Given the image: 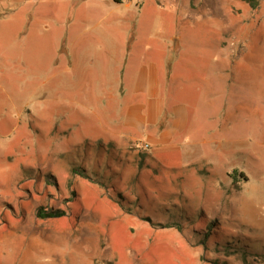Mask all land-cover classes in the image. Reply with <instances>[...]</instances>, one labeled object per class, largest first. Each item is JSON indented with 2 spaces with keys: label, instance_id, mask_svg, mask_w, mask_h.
Returning <instances> with one entry per match:
<instances>
[{
  "label": "rangeland",
  "instance_id": "1",
  "mask_svg": "<svg viewBox=\"0 0 264 264\" xmlns=\"http://www.w3.org/2000/svg\"><path fill=\"white\" fill-rule=\"evenodd\" d=\"M125 1L0 0V264H91L72 242L60 243L69 231L79 248L86 243L95 255L106 249L95 233L112 200L85 174L130 205L187 217V234L203 239L212 222L207 246L189 241L202 264H264V0L254 9L241 0H178L189 3L207 37L175 40L176 56L190 60L200 44L212 86L167 97L185 102L189 126L175 149L156 156L142 142L107 151L96 113L119 112L102 84L108 73H119V83L132 79L126 68L145 57L131 47L132 28L174 29L186 16L172 0ZM168 31L150 40L148 58L154 46L159 55L172 44L167 35H177ZM218 57L238 59L248 66L239 72L253 78L231 79L230 64ZM38 207L66 215L37 217ZM158 237L165 245L142 253L140 264H173L170 235Z\"/></svg>",
  "mask_w": 264,
  "mask_h": 264
},
{
  "label": "crops",
  "instance_id": "2",
  "mask_svg": "<svg viewBox=\"0 0 264 264\" xmlns=\"http://www.w3.org/2000/svg\"><path fill=\"white\" fill-rule=\"evenodd\" d=\"M125 2V0H121L116 4ZM172 2H175L176 6L180 7L186 16L185 19L179 21L181 27L173 29V27H165L166 24L162 23V27L132 28L131 32L134 33V39L131 42V47L141 54L146 52L145 57L141 55L138 62L131 61L128 68H126V72L131 71L132 79L119 83V77L116 76L121 75L119 73L115 75L114 72L112 75L108 73L102 84L104 96L110 97L107 95L111 94L113 97H117L116 112H119V115L115 118L106 115V110L103 111L101 116L96 113L97 126L100 134L104 137V143L116 145L142 142L149 145L150 151L154 155H157L160 151L175 149L181 143L178 142V138L184 137L188 129L189 112L185 107V102L173 104L171 98L167 97L177 94L188 96V91L190 94L201 95L205 85L212 86L209 81L211 79L204 72L208 63L206 59H201L200 44L199 46L197 43L193 44L198 47V51L190 57V60L176 56L179 44L175 40L181 42L187 39L188 41L199 42L202 38L206 39L207 34L201 29L205 26L199 24V19L191 20L189 3L184 5L183 2L178 0H172ZM259 19L261 20V18ZM216 21L215 18L214 26L220 27ZM247 26L246 22L244 27ZM261 26H264V24H261ZM165 29L170 30L168 33L175 31L177 36L174 38L173 33L167 35V39L170 38L172 44L162 45L163 51L159 55L153 51V48L157 49V46H152V52H150L152 57L148 58V50H151L150 43L152 40L164 37ZM139 31L145 35L139 37ZM219 32L220 29H218ZM137 38L139 40L136 41ZM218 47L222 49L221 45ZM129 57L134 58L132 55H129ZM218 58L219 63L230 64L231 79L242 83L244 80L248 81L253 78L247 73L242 75L239 72V69L245 67V64L240 65L238 59L232 64V62ZM222 68L219 64L218 69L220 72ZM189 143H193V141H189ZM108 205L110 213L107 216L109 217L101 220L99 225L101 231L95 233L97 237L98 235L105 237L106 241V249L100 255H95L87 250L86 245L88 244L86 243H82L79 248L76 232L69 231V238H63L60 243L72 242L74 250H83L88 254L91 264H94V259L104 260L105 264H140L139 260L143 257L142 253L151 250L152 246L159 250L165 245L158 235L168 234L170 235V239H168L170 241L166 246L172 251L169 262H173V264H202L199 255L197 259L196 253L189 245L190 240L187 233H181L173 228L151 227L135 215L125 213L113 201H110ZM151 232L155 233L153 238L150 236ZM8 234L11 237L13 236V233ZM150 240L152 241L150 242ZM156 241L158 242L153 243ZM83 244H85V247Z\"/></svg>",
  "mask_w": 264,
  "mask_h": 264
},
{
  "label": "trees",
  "instance_id": "3",
  "mask_svg": "<svg viewBox=\"0 0 264 264\" xmlns=\"http://www.w3.org/2000/svg\"><path fill=\"white\" fill-rule=\"evenodd\" d=\"M116 2H119L118 0H115ZM248 4V6L252 9L258 7L260 0H241ZM105 148L107 151L113 152L114 150V144L107 143ZM117 153V152H116ZM119 153V152H118ZM156 156V155H155ZM156 159V157L154 158ZM116 161V160H115ZM82 178H87L93 180L95 183L100 185L104 190H106L109 198L116 203L121 210H123L125 213L133 214L136 217H138L140 220H142L144 223L148 224L151 227L155 228H173L181 233H186L187 225L189 224V221L187 217H180L179 215H173V213H170V215H162L159 212L152 211L148 206H142V205H130L129 203H126V199L124 198V195H121L120 193L113 194L110 190L109 186L102 180H97L95 177H92L88 174L81 175ZM136 190H140V187L137 186L135 188ZM142 189V188H141ZM180 201L179 203L183 202L182 197H177ZM172 206H176L178 203L172 202L170 203ZM164 205V204H162ZM201 214V211H200ZM199 214V215H200ZM66 213L64 210L56 209L51 211H43L40 207L37 208L36 216L37 217H43V218H61L65 216ZM199 215L196 216V218H199ZM204 227V235L203 239L201 237H197L198 235L188 234L189 240L195 245V244H201L203 247L208 245V241H206V238L211 236V233L213 232L214 228L213 223H206ZM212 227V228H211ZM188 233V232H187ZM192 237V238H191ZM199 240V241H198ZM202 240V241H201ZM197 242V243H196ZM213 264H220L217 261H210Z\"/></svg>",
  "mask_w": 264,
  "mask_h": 264
}]
</instances>
